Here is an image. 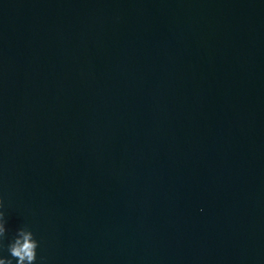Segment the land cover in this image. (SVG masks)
<instances>
[{
  "label": "clouds",
  "instance_id": "9594fccd",
  "mask_svg": "<svg viewBox=\"0 0 264 264\" xmlns=\"http://www.w3.org/2000/svg\"><path fill=\"white\" fill-rule=\"evenodd\" d=\"M2 207L3 202L0 200V209ZM5 225V213L0 211V244L7 232ZM38 246L39 242L34 238L31 230L20 229L14 240L7 245L11 259L0 258V264H13V260L16 264H35Z\"/></svg>",
  "mask_w": 264,
  "mask_h": 264
}]
</instances>
